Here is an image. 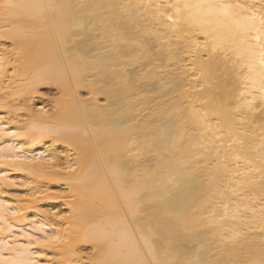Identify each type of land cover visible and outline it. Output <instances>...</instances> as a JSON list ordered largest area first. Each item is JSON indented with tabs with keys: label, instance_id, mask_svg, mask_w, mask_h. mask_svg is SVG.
Wrapping results in <instances>:
<instances>
[{
	"label": "bare ground",
	"instance_id": "obj_1",
	"mask_svg": "<svg viewBox=\"0 0 264 264\" xmlns=\"http://www.w3.org/2000/svg\"><path fill=\"white\" fill-rule=\"evenodd\" d=\"M262 20L0 0V264H264Z\"/></svg>",
	"mask_w": 264,
	"mask_h": 264
},
{
	"label": "snow or ice",
	"instance_id": "obj_2",
	"mask_svg": "<svg viewBox=\"0 0 264 264\" xmlns=\"http://www.w3.org/2000/svg\"><path fill=\"white\" fill-rule=\"evenodd\" d=\"M4 7L11 8V7H16V5H11V4H9V5H4ZM261 23L264 24V20H262ZM256 39H257L258 41L261 40L260 35H257V36H256ZM261 64L264 65V55L261 56ZM2 71H3V69L0 68V72H2ZM13 134H14V133H6V132H4L3 129H0V135H13ZM13 215H16V214L14 213ZM53 215H54V213H53ZM29 239H30V240H31V239H34V237H29ZM58 239H59V238H58L57 236H50V237H48L47 240L37 239V243H38V244H41V245H47L48 243L53 242V241H57Z\"/></svg>",
	"mask_w": 264,
	"mask_h": 264
},
{
	"label": "rangeland",
	"instance_id": "obj_3",
	"mask_svg": "<svg viewBox=\"0 0 264 264\" xmlns=\"http://www.w3.org/2000/svg\"><path fill=\"white\" fill-rule=\"evenodd\" d=\"M42 91L44 92V96H46V98H49V100L50 99H53V98H55V97H57L58 96V92H57V89L56 88H54V87H51V86H44L43 87V89H42ZM84 92V91H83ZM86 92V91H85ZM84 92V93H85ZM101 102L102 103H105V101H104V99L101 97ZM11 191V192H10ZM10 191H9V193L10 194H12V193H14V190L12 189H10ZM85 250V252H87V251H89L88 249H84Z\"/></svg>",
	"mask_w": 264,
	"mask_h": 264
}]
</instances>
